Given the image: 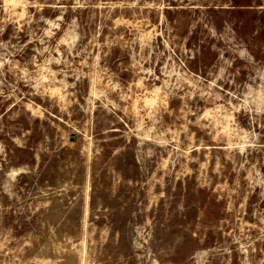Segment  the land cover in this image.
<instances>
[{"label": "rangeland", "instance_id": "obj_1", "mask_svg": "<svg viewBox=\"0 0 264 264\" xmlns=\"http://www.w3.org/2000/svg\"><path fill=\"white\" fill-rule=\"evenodd\" d=\"M0 264H264V0H0Z\"/></svg>", "mask_w": 264, "mask_h": 264}]
</instances>
